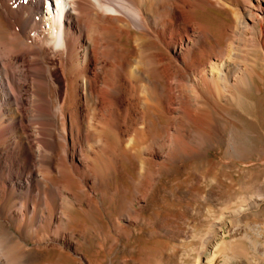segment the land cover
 I'll return each instance as SVG.
<instances>
[{
  "label": "bare ground",
  "instance_id": "bare-ground-1",
  "mask_svg": "<svg viewBox=\"0 0 264 264\" xmlns=\"http://www.w3.org/2000/svg\"><path fill=\"white\" fill-rule=\"evenodd\" d=\"M252 96L264 0H0V264H167L185 202L264 222Z\"/></svg>",
  "mask_w": 264,
  "mask_h": 264
},
{
  "label": "rangeland",
  "instance_id": "rangeland-1",
  "mask_svg": "<svg viewBox=\"0 0 264 264\" xmlns=\"http://www.w3.org/2000/svg\"><path fill=\"white\" fill-rule=\"evenodd\" d=\"M46 53L51 58L50 51L47 50ZM50 58L48 61L51 62ZM244 102L246 104L243 106L245 112L254 116L259 113V117L262 119L259 121L262 130L260 134L254 130L256 129L254 124L248 122L245 124L247 131H243L244 133L240 135L243 139L240 143L246 144L249 147L245 156L251 157L246 160L250 165L248 163L244 165L251 170L255 166L254 164H256L253 157L261 152V150H264V97L260 100L256 96L246 97L243 100ZM211 153L216 154L215 151ZM238 162L243 163L242 161ZM261 165L264 166V162ZM254 177L255 172H252L249 175V179H251L247 180L250 189L254 186L252 180ZM185 204L186 209L183 207L184 209L181 210L184 220L182 219L183 221L181 220V225H179L184 229L183 235L180 234L179 236L176 234L173 237L164 239L166 241L164 246L167 251V264H264V243L262 242L264 238V222L261 218H251L248 225L243 223L233 224L228 232L223 225L222 229L225 231V234L214 236L210 233L205 220L216 217V214L210 210L209 206L200 202H185ZM210 234L212 237H215H213L214 243L218 244V249H221V253L203 251L202 242ZM157 239L159 238L157 237ZM157 239L153 238L154 241L151 244L152 250H157L162 246V244L156 241ZM136 244V242H131L130 246L136 247ZM156 255L157 253H155ZM200 255L203 257H200ZM139 257L140 255L138 254Z\"/></svg>",
  "mask_w": 264,
  "mask_h": 264
}]
</instances>
